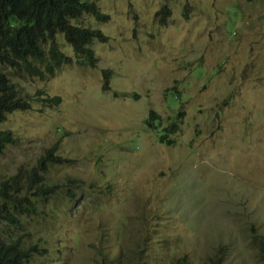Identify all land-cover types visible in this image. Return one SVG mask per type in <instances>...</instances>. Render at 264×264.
Segmentation results:
<instances>
[{
    "label": "rangeland",
    "instance_id": "1",
    "mask_svg": "<svg viewBox=\"0 0 264 264\" xmlns=\"http://www.w3.org/2000/svg\"><path fill=\"white\" fill-rule=\"evenodd\" d=\"M91 1L109 15L78 21L109 37L96 66L6 69L33 107L0 123L16 138L0 183L52 147L65 161L45 172L55 192L20 225L0 220V237L37 245L33 264H264V0Z\"/></svg>",
    "mask_w": 264,
    "mask_h": 264
},
{
    "label": "trees",
    "instance_id": "2",
    "mask_svg": "<svg viewBox=\"0 0 264 264\" xmlns=\"http://www.w3.org/2000/svg\"><path fill=\"white\" fill-rule=\"evenodd\" d=\"M166 11L170 13L167 7H163L157 15ZM86 14L93 15L99 21L109 19V15L91 0H0V123L15 111H26L33 107L31 99L22 94L6 69H13L21 76L44 79L74 62L97 65L92 45L95 41L107 42L109 37L99 28L79 24L78 21ZM59 34H64L66 42L73 48L74 57L62 50ZM104 74L108 81L109 70H104ZM107 87L105 84L104 88ZM43 101L52 105L59 104L62 99L55 96L43 98ZM181 115L177 117L178 120ZM160 119L161 116L151 110L146 124L152 129H159ZM179 128V123L173 121L169 128L159 131L160 141L172 143L169 136ZM15 143L12 130L0 129V155L5 153L8 145ZM55 149H47L37 159L35 166L30 169L20 166L14 175L0 183V220L20 225L19 215L35 214L37 200L47 199L55 192L56 185L47 184L45 176L49 165L65 161V158L56 155ZM11 206L17 207V212H13ZM254 241H259L264 252V240L256 236ZM42 251L37 245H26L22 235L0 237V264H33L35 253ZM174 264L189 263L183 257Z\"/></svg>",
    "mask_w": 264,
    "mask_h": 264
}]
</instances>
